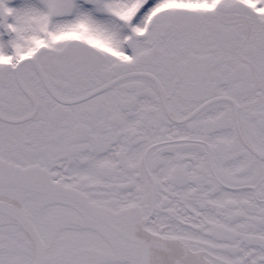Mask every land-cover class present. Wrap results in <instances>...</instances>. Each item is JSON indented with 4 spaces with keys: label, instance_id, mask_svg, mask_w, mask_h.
<instances>
[{
    "label": "snow or ice",
    "instance_id": "6c2138e0",
    "mask_svg": "<svg viewBox=\"0 0 264 264\" xmlns=\"http://www.w3.org/2000/svg\"><path fill=\"white\" fill-rule=\"evenodd\" d=\"M0 264H264V0H0Z\"/></svg>",
    "mask_w": 264,
    "mask_h": 264
}]
</instances>
